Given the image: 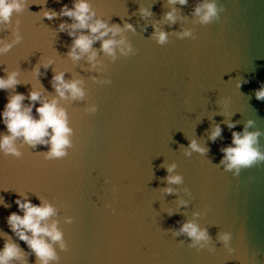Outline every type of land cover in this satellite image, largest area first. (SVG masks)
<instances>
[{
	"label": "water",
	"instance_id": "water-1",
	"mask_svg": "<svg viewBox=\"0 0 264 264\" xmlns=\"http://www.w3.org/2000/svg\"><path fill=\"white\" fill-rule=\"evenodd\" d=\"M197 2L176 5L186 19L172 28L161 24L170 32L192 27L197 40L171 37V43L160 46L148 38L153 28L144 33L138 28V34L127 33L138 53L114 63L101 54L106 67L100 73L88 71L86 59L73 63L67 56L71 38L53 30L65 20L71 23L69 18L50 21L42 16L43 8L59 11L64 4L71 7L72 0H47L46 5L45 0H28V9L14 15L13 23L21 22L23 40L0 55V76L6 67L19 70L22 84L17 92L27 95L32 86L42 84L46 95H55L50 83L55 68L66 71V79L83 78L89 98L84 103L60 101L76 130L75 147L65 159L45 160L38 154L48 150L43 145L24 146L19 160L0 153V197L11 205H0V230L16 239L6 218L19 211L16 192H26L34 204L40 203L38 195L60 208V226L70 246L69 251L60 252V264H264V164L243 169L238 177L214 165L222 159L219 149L231 144V131L224 121H240L233 131H243L244 122L253 119L256 128L264 131V101L255 98L264 82V0H218L226 12L221 13L220 22L206 27L192 23ZM92 3L105 19L111 17L112 23L121 25L120 18L128 16L134 25L146 23L139 15H131L139 4L152 5L150 21L160 20L169 10L166 0ZM13 38L11 30L0 32L5 42ZM94 47L99 48V42ZM49 57L55 62L38 81L32 69ZM92 75L112 82L95 84L89 79ZM241 79L248 83L239 89ZM7 95L0 90V133L7 131L2 117ZM221 98L230 100L228 112L234 115H219ZM88 103L96 104L98 112L86 113ZM215 124H221L223 139L212 143L207 137ZM185 137L197 138L202 145L207 142L208 157L184 156L179 145H188ZM260 143L264 146V137ZM165 162L177 163V173L185 178L184 184L173 185L178 193L169 196L159 191L167 186L163 179L167 172L161 167ZM113 185L118 187L116 193ZM179 199L189 204L179 207ZM106 203L113 204L115 214ZM205 205L208 214L201 215L198 223L209 227L214 243L218 231L232 232L233 254L218 243L216 253L198 252L188 248L186 237L173 238L166 231L178 227V220L195 219L193 212ZM178 207L179 213L172 217L164 211ZM64 216L76 220L65 224ZM17 242L30 251L23 241ZM3 246L0 237V249ZM35 260V255L29 256V264Z\"/></svg>",
	"mask_w": 264,
	"mask_h": 264
},
{
	"label": "clouds",
	"instance_id": "clouds-1",
	"mask_svg": "<svg viewBox=\"0 0 264 264\" xmlns=\"http://www.w3.org/2000/svg\"><path fill=\"white\" fill-rule=\"evenodd\" d=\"M59 2V0H58ZM189 0H166V6L169 10L163 13L160 20L150 21L154 16L152 5L144 6L139 4V8L131 15L139 17L146 21L143 24H133L128 19L121 17L123 24L112 23V18H104L103 13L98 12L94 7L92 0H72V6L64 4L59 11L48 9L41 10L43 18L55 20L61 17H67V20L61 22L56 28V34L66 33L71 38V43L67 45V56L73 61L86 59L89 64L88 71L100 73L105 70L104 61L99 57L103 54L114 63L120 58H128L136 55L139 49L135 48L127 33L138 34L147 32L149 27L154 31L148 37L156 42L157 45L165 46L171 43V37L184 40L198 39V33L192 27H182L179 31H168L161 27L166 24L172 28L178 21L186 19L176 7L179 4L186 7ZM47 4V0L43 5ZM28 0H0V32L11 30L13 39L11 42H5L0 39V55L10 52L15 45L23 40L20 28V20L16 19L13 23V17L23 14L28 9ZM226 12V8L218 0H198L191 12L192 23L194 25L208 26L218 23L221 20V13ZM150 21V22H149ZM99 42V48L94 45ZM54 59L49 57L41 59L32 69L33 76L39 81V78L47 75V72L54 64ZM41 68L44 69L43 73ZM5 75L0 76V90L8 93L7 103L2 112L3 124L6 126V133H0V153L5 156H11L15 159H22L24 152L21 150L24 146L36 149L37 146L43 145L48 148L46 152L38 153L45 160H63L69 156V150L75 147L74 136L76 130L71 126V121L67 108L63 107L60 101H71L84 103L89 98V90L85 86L83 78L66 79V71L52 69L53 75L50 80L55 95L47 93V90L40 84L39 87L32 86L27 95L16 91L18 85L22 84L19 79L20 71L4 68ZM95 84L109 85L111 79L101 78L97 75L89 77ZM248 83L247 80L241 79L237 83V88ZM51 98L49 99V96ZM255 98L264 101V82L261 87L255 91ZM29 103L25 104V101ZM219 105L222 110L219 115L232 116L228 112L230 100L221 98ZM39 104V107H37ZM35 109V115L33 114ZM99 110L94 103H88L84 111L88 114H95ZM229 131H231V144L222 146L219 150L223 154L218 164L225 172H231L238 177L243 169L251 168L264 164V146L261 145L260 139L264 137V131L256 128V121L248 119L243 124V131H233L240 124V121L228 119L224 121ZM252 129V130H250ZM254 129V130H253ZM186 138V137H185ZM187 139V138H186ZM218 139H223V128L221 124H215L208 133L207 140L216 143ZM188 140V139H187ZM187 146L179 145L184 156L191 158L193 153L200 156L208 157L210 148L201 144L197 138L188 140ZM161 167L167 172L163 178L167 186L159 188V191L167 196L178 193L179 189L173 185H182L185 183L183 174L177 173V163H162ZM106 183L108 181H105ZM118 187L113 185L112 192L116 193ZM188 195H192L188 187L184 188ZM18 198L14 201L18 205L19 211L11 212L7 219L8 227L14 234L13 236L0 230V237L4 239V246L0 249V264H29V256L35 255V264H60V252L70 250L68 241L65 239V232L61 228L60 208L49 199L38 196L40 203L34 204L26 192H16ZM179 207H186L188 200L179 199ZM0 205L10 208L3 197H0ZM105 207L116 213L112 203H106ZM177 209L166 208L164 211L169 217L179 213ZM209 206L205 205L201 211L193 212L195 219L178 220V227L166 230L173 238L186 237L188 248L196 251H207L216 253L217 243L222 245L229 255L233 254L236 249L232 247L233 234L230 231H218L216 243L209 233V227H201L198 218L201 215H207ZM22 213V215H21ZM76 220L74 216H64L65 224H73ZM23 241L30 251H25L17 242ZM185 241L179 240L182 246Z\"/></svg>",
	"mask_w": 264,
	"mask_h": 264
}]
</instances>
